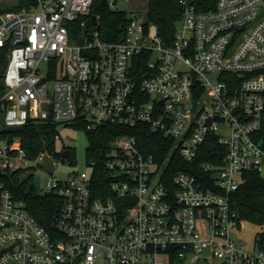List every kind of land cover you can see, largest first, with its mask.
Instances as JSON below:
<instances>
[{
    "label": "built area",
    "instance_id": "1",
    "mask_svg": "<svg viewBox=\"0 0 264 264\" xmlns=\"http://www.w3.org/2000/svg\"><path fill=\"white\" fill-rule=\"evenodd\" d=\"M25 1L0 13V264H264L258 238L235 240L231 203L244 172L264 176V0L208 10L180 0L170 43L134 17L121 39L101 37L93 0ZM30 122L56 125L55 142L58 124H144L171 149L158 159L136 135H117L102 199L91 188L96 158L59 178L44 162L55 152L29 155L11 130ZM201 154L209 159L196 164ZM174 155L187 169L169 177ZM15 173L51 199L50 228L12 190Z\"/></svg>",
    "mask_w": 264,
    "mask_h": 264
},
{
    "label": "trees",
    "instance_id": "2",
    "mask_svg": "<svg viewBox=\"0 0 264 264\" xmlns=\"http://www.w3.org/2000/svg\"><path fill=\"white\" fill-rule=\"evenodd\" d=\"M199 10H208L215 7L216 0H191ZM25 0H17L15 4L9 7L0 6V13L8 10H19L25 5ZM91 15L98 18L99 35L108 40L121 39L126 30V25L131 17L126 11L112 10L108 6L107 0H93L91 6ZM182 17V6L180 0H148L146 19L148 22L155 23L162 38L170 43L177 22ZM5 54L0 56V64L4 61ZM89 140L87 154L91 158H96L97 166L92 174V193L94 197L106 199L110 197V175L104 167V151L109 144L119 134H134L138 142L144 146L147 152H152L156 158L162 159L167 151L171 149L170 140L163 138L159 134L153 133L144 125L139 124L134 129H124L114 125H103L96 130H88L81 126ZM13 133L21 137L22 146L29 155H35L45 149L55 152L57 158H62L60 151L56 150L54 134L56 125L43 123H28L21 127H14ZM212 141L208 140L207 145ZM62 148H66L63 146ZM69 148V147H68ZM69 159H74V153L70 148ZM178 158L174 155L169 163V177L178 169H187L184 161H176ZM209 159L207 155H199L196 164ZM180 160V158H179ZM246 180L231 193L232 207L237 212L239 222L248 221L264 227V176L259 172H244ZM18 173L14 175V185L12 190L18 198L26 201L29 212L43 225L50 228L52 210L49 204L51 199L38 195L34 188L27 187L26 182L18 183ZM261 246H264V231L256 234Z\"/></svg>",
    "mask_w": 264,
    "mask_h": 264
},
{
    "label": "rangeland",
    "instance_id": "3",
    "mask_svg": "<svg viewBox=\"0 0 264 264\" xmlns=\"http://www.w3.org/2000/svg\"><path fill=\"white\" fill-rule=\"evenodd\" d=\"M17 0H0V6L9 7L16 3ZM114 1V8L116 10L126 11L129 17H134L138 21L146 19L148 0H110ZM57 130L61 135V139L56 142V150L59 152L63 146L66 148H72L74 153V159H61L57 158V162L53 163L49 159L44 160L61 179H66L68 175L75 171H89L87 161L91 159V156L87 154V147L89 145L88 136L85 130L75 124H58ZM262 174H264V168H262ZM39 175L35 176V182L39 184ZM264 231V227L248 222L241 221L237 232H235L234 238L238 243L246 244L248 247H252L256 234ZM174 264H207L206 260L201 259L197 262H190L185 259H177Z\"/></svg>",
    "mask_w": 264,
    "mask_h": 264
},
{
    "label": "water",
    "instance_id": "4",
    "mask_svg": "<svg viewBox=\"0 0 264 264\" xmlns=\"http://www.w3.org/2000/svg\"><path fill=\"white\" fill-rule=\"evenodd\" d=\"M92 21L96 24V29L99 30V25L97 24V17L95 15H92ZM4 68H5V64L1 68V71H3ZM69 152H70L69 149L65 148L61 151L60 155L62 158H69V156H70Z\"/></svg>",
    "mask_w": 264,
    "mask_h": 264
}]
</instances>
